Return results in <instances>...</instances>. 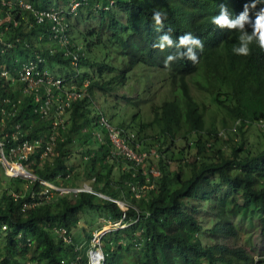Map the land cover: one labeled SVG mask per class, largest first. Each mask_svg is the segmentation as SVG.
<instances>
[{
    "label": "trees",
    "instance_id": "16d2710c",
    "mask_svg": "<svg viewBox=\"0 0 264 264\" xmlns=\"http://www.w3.org/2000/svg\"><path fill=\"white\" fill-rule=\"evenodd\" d=\"M72 1L78 3V14L86 10L77 20L96 17L97 26L84 35L79 20L69 21L76 15ZM30 2L31 10L16 5L9 11L4 5L0 16V35L7 31L5 41L0 40V110L16 112L7 118V130L13 132L20 124L23 140L55 135L52 160L42 162L37 153L25 163L34 175L57 186L67 182L75 146L86 160L75 179L91 182L93 193H55L47 201L41 183L24 179L31 189L23 193L15 187L18 199L6 189L0 198V236L6 238L0 264H90L94 232L108 225L114 228L101 236L102 264H264V252L256 259L239 244L244 222L249 223L246 228L259 229L264 239V130L254 142L247 136L252 128H264V49L252 43L247 55L233 53L239 31L211 22L222 3L234 15L250 0H57L65 10L57 3L59 9L52 8L54 0ZM48 10L64 18L58 32L52 21L37 22L36 12ZM154 11L162 13L159 24ZM165 32L174 44L154 47ZM185 32L203 43L195 61L183 54V46L177 47ZM44 37L56 45L44 48ZM169 54L176 59L165 63ZM31 60L40 74L62 80L63 90H71L72 83H88L86 93L66 109L69 120L56 130L55 112L42 117L36 112L40 103L33 96L25 99L18 73ZM57 68L67 73L49 74L48 69ZM2 70L12 71L18 85L5 79ZM131 81L142 83L136 97ZM192 85L213 101L220 117L193 95ZM120 88L127 92L113 97ZM163 91L164 101L156 103L153 98ZM97 92L115 98L110 115L105 113L107 121L130 147L143 151L148 141L160 142L158 162L152 161L159 175L115 155L109 130L100 121L102 113L91 116ZM40 94L43 104L44 89ZM146 99L149 119L141 111ZM120 100L125 102L122 107ZM92 122L102 127L103 135H95L91 143ZM178 141L187 145V162L170 172L164 154ZM6 142L9 151L15 143ZM116 167L122 169L117 180ZM121 222L124 228L117 225Z\"/></svg>",
    "mask_w": 264,
    "mask_h": 264
},
{
    "label": "rangeland",
    "instance_id": "374dc122",
    "mask_svg": "<svg viewBox=\"0 0 264 264\" xmlns=\"http://www.w3.org/2000/svg\"><path fill=\"white\" fill-rule=\"evenodd\" d=\"M32 0H0V16L3 14V6L6 5L9 7V11L12 7L18 5V7H20L19 9H29L27 8V6L29 4H31ZM61 1V0H60ZM60 4L61 7H63L62 9L65 10L66 7L63 6L65 5L64 3L62 4V2H57V0H54V3L52 5V8H54L55 10H58V5L57 4ZM77 3L76 2H73L72 1V7H73V11H75V16L72 17V18H69V21H71L73 24H75L74 22L76 21V23L79 22L81 23L80 26L78 27L79 30L82 31L83 35H84V32L89 28V27H94V26H97V22L94 20L96 17L91 15V16H84V20H80L77 18L79 17V15H83V13H86V10H82V12H80L79 14L77 13ZM57 13L59 11H56ZM78 14V15H77ZM90 17V19H88ZM63 17H62V23L63 25L64 22H63ZM86 19V20H85ZM120 20H124V18H122V16L119 17ZM1 20H2V23L3 21H5V18L1 17ZM10 20H11V16H10ZM58 20L60 21L61 18H58ZM66 21V19H65ZM86 24V25H85ZM16 25V24H15ZM76 28V27H75ZM98 29V28H97ZM65 31V30H64ZM76 32V31H75ZM7 33V31H5L4 33H2L0 35V40H4V35ZM65 33V32H64ZM59 35V34H58ZM35 40H39V36H36ZM50 39L44 37L43 38V45H44V48L45 47H49L51 46V44L54 46L56 45V41L54 40V42L51 40L49 41ZM82 40L83 38L81 39V43H82ZM3 42V41H2ZM67 43L68 41L66 39H64L62 41V45L63 46H67ZM8 48L12 49L14 47L13 43H9ZM17 59L19 60V63L18 66L21 65V57H19L17 54ZM10 61V60H8ZM27 61V60H26ZM25 61V62H26ZM29 61V60H28ZM27 61V62H28ZM13 62V61H12ZM86 70L83 69L82 72H85ZM3 72V70H2ZM12 71H9V74L8 75H5L4 73L2 74V76L7 79L8 81H11V83L13 82L14 85H18L17 84V79L15 77H13V74L11 73ZM48 72L49 74L51 75H62L64 76L66 73H67V69L66 68H60V69H55V70H50L48 69ZM70 72H73V71H70ZM81 72V73H82ZM47 82H51V79H58V78H54L53 76H47L45 77ZM0 81H1V77H0ZM62 83L63 81L60 80ZM157 81V79H156ZM147 82V81H146ZM133 85L132 87H134V90H135V96L131 95L129 93V96H133V97H136V92H141L142 91V83H140L139 81L138 82H133L131 81L129 85ZM147 83H143V85ZM87 85L88 83H84L81 87H78L76 83H72L71 84V87L74 89H77L80 94H85L86 93V88H87ZM39 89L41 87V85L37 86ZM53 85H50L49 83L46 84L45 86V89L47 90L48 93H52V90H53ZM191 90H192V93L193 95L200 101H204L210 108L214 109L215 110V115H218L220 117V112L219 110H217V107L216 105L213 103V101L206 95L200 93L196 88L195 86H191ZM0 89H1V85H0ZM127 90L123 89V88H120L118 89L117 91H114L112 93L113 97L114 95H117V97H120L121 95H123L124 93H126ZM27 97L25 99L29 100L28 97H32V93H26L25 94ZM53 95V94H52ZM165 92L163 91V93L161 95H156L153 99L156 103H162L165 99ZM0 96H1V93H0ZM113 97H107L105 98L101 92H97V95L94 96L93 98V104L91 105V110H92V114L91 116H95L97 114H100L102 113V117L100 119V121L102 122V120L104 119L105 121H103L104 123L108 122L109 121V118H107L106 116V112H108V115H110L111 113V108L113 110V106L115 104V98ZM1 98V97H0ZM21 99H24V97L22 96ZM61 99V96H57V98H55V100H59ZM148 99V98H147ZM145 100L144 103H142V107H141V111L142 113H145L147 118L146 119H149L148 115L150 114V108H149V104H145V102H147L148 100ZM27 103V102H26ZM125 104V102H122L121 100L118 102V106L122 107L123 105ZM51 106V105H50ZM113 112V111H112ZM214 115V114H213ZM211 116L209 113H207V117ZM219 117L218 119L216 120L217 121V124H220V120H219ZM2 118V117H1ZM67 120H69V114H65L64 117H62V121L64 122H67ZM108 120V121H107ZM208 121H210L208 119ZM102 122V123H103ZM7 125H5V121L3 122L1 119H0V141H3L5 142V137L6 135H9L11 132L9 130H7V128L9 129V125H8V122H6ZM109 125L110 122H108ZM111 127H114L113 125H111ZM115 128V127H114ZM221 128V127H220ZM264 128L260 129V128H252L249 130V133L247 134L248 136V139H249V142H254L257 140V133L260 132V131H263ZM223 131V128L220 129V132ZM90 132H91V143L94 141L95 139V135L99 136V135H103V129L102 127H100L99 125H95L93 122L91 123V127H90ZM1 134L3 135V137L1 136ZM102 137V136H101ZM100 137V138H101ZM99 138V137H97ZM99 138V139H100ZM102 139V138H101ZM160 142L157 141V139H154V140H150L148 141L146 144H143V152H149L152 150V152H155L154 154L158 153L159 152V149H160ZM75 147V146H74ZM73 147V151L76 153L75 156L73 157L72 159V162H71V173H70V177H69V180H67L68 182V185L67 186H64L67 182L65 181H62V185L60 187H63L65 189H72V190H75V189H85V188H88V187H92V184L91 182H88V181H85V180H81V181H76L75 179V174L77 173V171H82L83 173V162H86L85 159H82V155L81 154H78L77 152V149ZM186 143L184 142H181V141H178L175 143L174 146L170 147L169 149V153L167 154H164L168 160L167 162V169L168 171L170 172H174V171H177L178 168L180 166H185L184 165V162H187V159H186ZM167 148V147H166ZM149 151H148V150ZM193 153H194V149L192 150ZM158 155V154H157ZM157 155H154V156H151V159L149 160L148 163H144V165H142L141 169H144L145 171H148L149 169H154L158 172V170L155 168V165L152 164V161L157 163L158 162V157ZM53 158H49L48 160H52ZM44 162V161H42ZM125 169V167L123 168V170ZM122 169L116 167V172L114 174V178L117 180L119 178V175H120V172ZM29 171H31L29 169ZM32 172V171H31ZM159 173V172H158ZM31 181L30 179L28 178H25V177H14V176H10L8 174L5 173V168L4 166H0V198H2L5 190L7 189L9 191V195L8 196H13V195H16L15 194V187H19L20 190L24 193L25 191H28L29 189H31V183L27 185V183H25V181ZM62 180V179H61ZM73 184L77 185L76 187L72 186ZM53 197V196H52ZM120 205L122 206V208L124 210L127 209V205L125 202H120ZM203 205V204H202ZM204 213L205 211L202 210V212L200 213L202 216H204ZM103 223V221H101ZM247 226H249V223L248 222H244ZM245 224H242V229L240 230V233H241V238L239 240V244L244 246L245 248H247V250H249V252L254 255V258H258L259 254H262L264 252V239L263 237L261 236V232L259 229H257L256 227L254 228H246L245 227ZM106 224H104L103 226H105ZM114 228V225H108V226H105L104 227V230H110ZM98 232H94V234H97ZM6 243V238L4 236H0V247H3V245ZM90 253V251H89ZM99 255H102L101 252L99 253ZM101 257V256H100ZM0 261H1V256H0ZM90 264H92L90 262Z\"/></svg>",
    "mask_w": 264,
    "mask_h": 264
},
{
    "label": "built area",
    "instance_id": "2783aa9c",
    "mask_svg": "<svg viewBox=\"0 0 264 264\" xmlns=\"http://www.w3.org/2000/svg\"><path fill=\"white\" fill-rule=\"evenodd\" d=\"M78 5V3H77ZM27 8L31 10V6L28 5ZM37 18V22H44V21H53L55 24H59L60 21L58 20L59 15L55 11H39L35 14ZM8 75L7 71H3L2 74ZM19 81L25 85L24 87V94L32 93L31 96L34 97L35 104L40 105L36 108V112L40 113L42 117H48L52 110L55 112L56 120L53 123V127L56 130L64 121H62V116L65 114L66 109L71 106V103L81 97V94L73 88L71 90H63V83L60 79H51V82H47L46 73L40 74L37 68V63L35 61H30L28 64L24 65L23 68L19 71ZM53 85L52 93H48L45 89L46 84ZM41 85L40 89L37 87ZM41 89H44L45 95L47 100L45 103L41 104L42 95L40 94ZM63 93L64 95H62ZM53 94V95H52ZM57 96H61V99L55 100ZM9 102V100H6ZM18 103H21L19 101ZM51 105V106H50ZM16 112L7 111L6 109L2 108L0 110V119L7 125V118L13 117ZM105 121L104 119L102 122ZM101 122V123H102ZM104 126L109 130V138L113 145L115 146V155H122L128 161L132 162L136 166L143 165L148 158L151 156L157 155L154 154L155 152H143L133 149L132 147L127 144L126 140L122 138L121 133L118 129L111 127V125L106 123H102ZM24 137L22 132V127L20 124L15 126L13 132L9 135H6L5 142L0 141V166H4L5 173L14 176V177H25L30 179L34 182H39L44 186V191L42 192L41 196H45L47 201L51 200L52 196L55 193H59L61 195L68 194L70 192L79 193V192H91L93 193L90 187L85 189H65L63 187L57 186L55 184L40 180L36 175H34L29 168L26 166L25 163H28L31 159V156L34 154L39 153L40 159L42 161H47L49 158H53L56 156L55 152V135L52 133L49 137L45 139L35 138V139H28ZM14 142L15 145L12 146L9 151H7V142ZM19 168V170H18ZM154 175H159L156 170H152ZM16 194V193H15ZM14 199H18L19 195H13ZM33 197H35L33 193ZM121 228H124L125 225L121 223L117 224ZM115 225V226H117ZM108 230V229H107ZM65 233V232H63ZM104 231L98 232L94 234V238L92 240V244L90 246V262L92 264H102L104 261V254L101 248V236L104 234ZM70 242V241H68ZM98 251H101L102 255L98 254ZM101 256V257H100Z\"/></svg>",
    "mask_w": 264,
    "mask_h": 264
},
{
    "label": "clouds",
    "instance_id": "9594fccd",
    "mask_svg": "<svg viewBox=\"0 0 264 264\" xmlns=\"http://www.w3.org/2000/svg\"><path fill=\"white\" fill-rule=\"evenodd\" d=\"M258 5L259 8L256 10ZM250 10H255L252 18L249 16ZM58 15L61 18L58 25H62V17L59 13ZM153 19L157 24L161 23L162 13L160 11H154ZM211 22L217 26L227 27L229 29L234 28L239 31L238 43L234 44L232 48L233 53L237 55H247L250 50L249 45L252 43H255L261 49H264V0H250L249 3H246L243 6V10L240 11L239 14L234 15H231L226 4L222 3L218 14L211 18ZM58 25H54V30L57 32L59 31L56 27ZM248 29H250V31ZM173 44L174 41L172 37L165 32L159 37L158 42L154 45V47L164 48L165 46H171ZM179 46H183L184 55L192 61H195L197 59L196 49L202 48L203 43L198 36L193 35L191 32H185L183 35L178 37L177 47ZM175 59L176 55L169 54L165 58V63L171 62ZM90 188L92 189V187ZM118 203L120 205V202ZM112 229L103 231L106 233Z\"/></svg>",
    "mask_w": 264,
    "mask_h": 264
},
{
    "label": "bare ground",
    "instance_id": "6f19581e",
    "mask_svg": "<svg viewBox=\"0 0 264 264\" xmlns=\"http://www.w3.org/2000/svg\"><path fill=\"white\" fill-rule=\"evenodd\" d=\"M18 170H19V168H18ZM99 253L101 252V251H98ZM102 254V253H101Z\"/></svg>",
    "mask_w": 264,
    "mask_h": 264
},
{
    "label": "water",
    "instance_id": "95a60500",
    "mask_svg": "<svg viewBox=\"0 0 264 264\" xmlns=\"http://www.w3.org/2000/svg\"><path fill=\"white\" fill-rule=\"evenodd\" d=\"M105 232V231H104Z\"/></svg>",
    "mask_w": 264,
    "mask_h": 264
}]
</instances>
